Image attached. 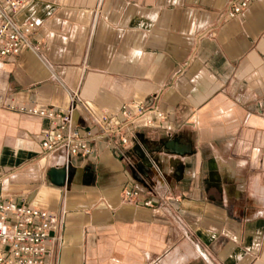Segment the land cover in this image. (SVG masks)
Wrapping results in <instances>:
<instances>
[{
  "label": "crops",
  "instance_id": "1",
  "mask_svg": "<svg viewBox=\"0 0 264 264\" xmlns=\"http://www.w3.org/2000/svg\"><path fill=\"white\" fill-rule=\"evenodd\" d=\"M230 1L24 5L43 50L0 60V192L64 218L44 264H264V0L236 17ZM141 103L164 118L117 131ZM12 104L92 128L65 186L47 175L66 167L40 145L49 121Z\"/></svg>",
  "mask_w": 264,
  "mask_h": 264
},
{
  "label": "built area",
  "instance_id": "2",
  "mask_svg": "<svg viewBox=\"0 0 264 264\" xmlns=\"http://www.w3.org/2000/svg\"><path fill=\"white\" fill-rule=\"evenodd\" d=\"M33 0H0V60L17 56L23 50L29 49L36 54L43 50L42 42H34L33 37L36 23L32 20L21 22L18 16L24 5ZM254 0H231L227 14L236 17L249 7ZM77 93L71 94L72 104L77 100ZM10 110H17L26 115L38 116L49 121L43 131L41 147L44 154L53 155L62 152V161L66 167L72 157H88L93 155L91 145L92 128L81 129L75 123L72 111H59L36 105H8ZM120 113L125 117L121 126L113 125L116 113L104 112L95 120L99 127L104 122L112 123L120 131L146 118L153 123L155 118H164V113L155 103H141L136 105L132 113L127 104ZM123 143L128 138L121 137ZM61 167V166H57ZM6 171L0 167V179ZM138 187L125 189V197L138 196ZM64 218L54 214L46 208L15 202L4 197L0 192V264H44L49 246L62 244L64 240Z\"/></svg>",
  "mask_w": 264,
  "mask_h": 264
},
{
  "label": "water",
  "instance_id": "3",
  "mask_svg": "<svg viewBox=\"0 0 264 264\" xmlns=\"http://www.w3.org/2000/svg\"><path fill=\"white\" fill-rule=\"evenodd\" d=\"M73 170L72 165L67 167H52L49 169L47 175L55 186H65L72 179Z\"/></svg>",
  "mask_w": 264,
  "mask_h": 264
}]
</instances>
